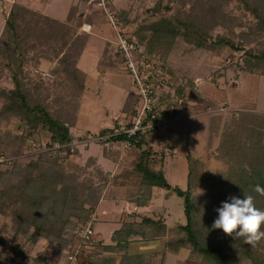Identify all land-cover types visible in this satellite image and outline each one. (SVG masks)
I'll return each mask as SVG.
<instances>
[{
  "label": "rangeland",
  "instance_id": "obj_1",
  "mask_svg": "<svg viewBox=\"0 0 264 264\" xmlns=\"http://www.w3.org/2000/svg\"><path fill=\"white\" fill-rule=\"evenodd\" d=\"M105 1L113 18L106 13L104 4H100L101 0H0V39L11 9L18 4L57 19L46 21L37 18L39 27H34L31 32L23 68L17 65L15 72L33 101L46 103L57 114L67 113L66 109H61L62 105L76 113L77 123L71 128L75 136V141L71 144L74 154L68 157L70 161L66 165L67 170L75 171L76 166L83 167L80 179L94 189L92 192L86 190L85 197L99 193V203L85 224L81 226L76 217L71 218L68 235L71 240L65 247L41 238L35 246L26 248L32 256L43 255L48 260L45 264H70V251L77 250L78 243H81L78 242L79 233L89 226L94 232L88 241L102 240L105 244H115L112 239L113 231L124 221L133 220L131 215L135 212L157 219L163 218L170 226L186 221L183 199L164 189L156 190L150 205L138 208L133 205L128 199L135 195L139 180L133 177L132 183L118 186L113 178L132 169L137 157L131 152L127 142L105 145L99 139L103 135V129H119L134 117L133 95L137 96V86L127 68L126 59L123 60L125 52L121 49V39L133 41L139 47L137 51H141L142 45L138 37L134 36L136 30L156 19L171 17L179 12L180 0ZM159 1L163 6L155 12L153 7ZM168 3L170 10L164 8ZM234 8V3L228 6V10ZM45 29L51 32L50 37H46L44 32L49 31ZM242 30L237 28L235 36L236 45L241 50L229 47L202 49L178 37L169 51H165L164 42V53H159L161 56L159 55L158 63L163 67L170 87L167 86L158 93L156 104L159 107L177 106L176 101L180 97L176 92L178 88L183 90L184 104L179 107L178 119L170 123L166 139L161 142L155 138H147V145L150 143L156 152V167L164 170L173 186L187 189L189 173L193 170L191 183L199 185L193 188V197L205 212L209 208L210 197H217L224 189L228 177L241 173L246 178L257 165L254 153L248 152L246 148L241 149L238 155L228 158L221 157L219 149L223 133L235 127L233 125H236L234 122L240 111L264 115V71L252 73L242 68L245 51L257 48L264 39L255 38L253 42H248L239 36ZM124 33L130 35L131 39L125 37ZM218 34L231 35V30L219 27L214 36ZM63 36L66 37L67 44L63 43ZM137 51L136 59L141 60ZM3 62L5 60L0 56V88L10 89L15 87L14 70L3 66ZM129 97L132 101L128 104ZM137 105L138 103L136 107ZM214 117H220V124L218 132L211 133ZM257 121L259 126L255 127L254 136L261 135V131L264 133V128L261 127L264 119ZM7 130L20 135L26 133V126L19 118L8 121L0 118V134L4 135ZM248 135L250 134L245 132L242 136ZM50 136L47 128L41 127L37 142L29 140L10 158L0 157L1 169H11L15 161L22 162L31 155L59 148L56 144L49 145ZM117 153V160L112 159L111 156H117ZM107 176L110 181L104 183ZM259 204L263 209L264 198H261ZM88 207L93 206L89 203ZM12 218L11 213L0 212V228L4 225L8 227L3 234L7 249H12L15 243L20 245L23 242L21 237L16 240L13 238L9 229ZM220 234L234 245L239 243V240H233L224 234L223 230ZM181 235L182 233L173 231L155 238L132 237L126 249L116 251H105L84 241L78 260L73 264H90L102 261L104 257L113 260L110 264H120L125 253L146 254L150 264H203L202 256L193 253L189 244L179 252L166 247L169 239ZM260 243L264 245V240ZM16 258L17 264L27 263L22 255Z\"/></svg>",
  "mask_w": 264,
  "mask_h": 264
},
{
  "label": "trees",
  "instance_id": "obj_2",
  "mask_svg": "<svg viewBox=\"0 0 264 264\" xmlns=\"http://www.w3.org/2000/svg\"><path fill=\"white\" fill-rule=\"evenodd\" d=\"M180 3L181 10L171 17L156 19L136 30L134 36L138 37L143 48L141 51H137L141 60L153 61L157 64L161 56L159 53H164L162 49L164 42L166 43L165 51H169L173 41L178 37H182L198 48L207 50L219 47L241 50L235 42L237 28L243 29L239 36L248 42H253L255 38L264 39V0H180ZM233 3L234 10H228V6ZM162 6V2L159 1L153 7L154 11L158 12ZM164 8L171 9L169 3ZM106 13L108 14V12ZM37 18L57 21L55 18L36 13L24 5H16L11 9L6 19L3 36L0 39V56L5 60L2 65L14 70L13 79L15 82L13 88H0V99L2 100L0 101V118L6 121L19 118L26 126V133L20 135L9 130L5 131L4 135L0 134V157L10 158L18 148H23L29 140L37 142L41 127L47 128L51 134L49 145L59 146L53 151L31 155L25 161H15L11 169L3 171L0 163V212L11 213L13 220L9 229L13 233V238L15 240L19 237L23 239L20 245L15 243L12 249H7L3 234L8 227L4 225L0 228V259L6 258L15 261L16 257L22 255L27 261L26 264L48 262L43 255L32 256L28 250L35 246L41 238L60 247H65L71 240L68 237L69 230H71L69 228L71 218L76 217L82 226L88 221L90 213L96 209L99 203V193L96 195L95 192L92 197L88 195L85 197L86 190L92 192L94 189L91 185H87L86 181L80 179L84 168L76 166L75 171L67 170L66 165L70 161L68 157L74 154L71 144L75 141V136L71 128L77 123L76 113H72L66 107L63 108L62 105L61 109H66L67 113L57 114L52 112L46 103L37 102L35 99L33 101L15 72V66L23 68L24 54L31 32L34 27H39ZM219 27L229 28L231 35L218 34L214 36L215 30ZM45 30L49 31V29ZM44 33L46 37L51 36L50 31ZM124 36L130 37L125 33ZM62 41L64 44L68 42L65 36ZM245 54L242 67L244 70L252 73L264 71V42L260 43L257 48L248 49ZM191 85H194L193 82ZM176 92L178 95L184 96L181 88H178ZM133 97H135L132 111L134 116L139 97L135 95ZM130 101H132L131 97L127 103ZM237 117L234 122L236 125H233L235 127L232 126L230 131L223 133L219 147L222 152L221 157L228 158L231 155H238L241 149L246 148L245 150H249L248 152L254 153L257 165L253 166V173H250L246 178L241 173H237L231 178L228 177L224 189L219 192L217 197H210L211 202L207 212L197 205L193 197V188L199 186L191 183L193 170L189 173L190 181L187 189L173 186L168 181L164 170L156 167V152L153 147L147 145V135L139 132L135 136L120 133L111 135L106 141H102L105 145L129 142L131 152L137 157L132 169L113 178L115 185L118 186L132 183L133 177L139 180L135 195L128 199L133 205L137 207L150 205L155 198L156 190L164 189L183 199L186 221L170 226L163 218L157 219L135 212L131 215L133 220L124 221L113 231L112 239L115 244H105L102 240L98 242L86 240L85 242L97 245L105 251H116L126 249L132 237L149 238L150 236L155 238L176 231L182 235L169 239L166 242V247L173 252H179L181 248L189 244L193 253L202 256L203 264H245V262L247 264H264V245L259 243L255 248H252L241 241L234 245L226 241L220 234L222 229H212V224L218 217L216 209L222 205V202L227 201L229 196L235 195L243 198V194H250L254 197L256 207L260 209L259 201L264 198L253 191L256 185L264 187V137L262 135L264 133L261 131V135L254 136L255 127L259 126L257 120L264 119V115L240 111ZM219 124L220 117H214L210 128L211 133L218 132ZM128 125H132V120ZM261 125L263 129L264 121ZM115 131L114 128H106L102 130V134ZM245 132L250 135L242 136ZM118 156L119 153L117 156L111 157L117 160ZM244 168H246L245 165ZM135 174L136 176H134ZM109 178L107 176L104 183L110 181ZM89 203L93 207L87 208ZM17 246H19L18 249ZM82 250L84 249L82 248ZM112 261V259L104 257L102 261L90 264H110ZM147 261L146 254L129 255L125 253L120 264H150Z\"/></svg>",
  "mask_w": 264,
  "mask_h": 264
},
{
  "label": "built area",
  "instance_id": "obj_3",
  "mask_svg": "<svg viewBox=\"0 0 264 264\" xmlns=\"http://www.w3.org/2000/svg\"><path fill=\"white\" fill-rule=\"evenodd\" d=\"M100 4H104V9L109 13L106 7V1L101 0ZM114 17V16H113ZM111 17V18H113ZM121 49L125 52V59L127 68L134 77L136 83V95L139 97L138 105L135 109L136 114L132 119V125L124 124L115 132L99 136V139L106 141L111 135L127 133L129 136H135L138 132L147 135L148 138H155L161 142L166 139L165 135L168 133V128L171 122L178 119L179 107L184 104V97L177 98V106H161L157 102L158 93L169 86L165 71L159 63L155 64L153 61H145L136 59V51L138 45L131 40L121 39ZM129 144V142H127ZM148 144V143H147ZM150 145V143H149ZM151 146V145H150ZM93 229L89 226L81 229L79 233V240L77 250L70 252L68 259L70 264L77 262L78 253L82 247V242L90 239L93 234Z\"/></svg>",
  "mask_w": 264,
  "mask_h": 264
},
{
  "label": "clouds",
  "instance_id": "obj_4",
  "mask_svg": "<svg viewBox=\"0 0 264 264\" xmlns=\"http://www.w3.org/2000/svg\"><path fill=\"white\" fill-rule=\"evenodd\" d=\"M253 191L264 196V187L260 185H256ZM216 211L218 217L214 220L212 229H222L233 240H239L252 248L264 240V209L256 207L252 195L243 194V198L229 196Z\"/></svg>",
  "mask_w": 264,
  "mask_h": 264
},
{
  "label": "crops",
  "instance_id": "obj_5",
  "mask_svg": "<svg viewBox=\"0 0 264 264\" xmlns=\"http://www.w3.org/2000/svg\"><path fill=\"white\" fill-rule=\"evenodd\" d=\"M137 208H138V207H137ZM0 261H1L0 264H17V262H16L17 260H15V261H10V260H7V259L4 260V258H1Z\"/></svg>",
  "mask_w": 264,
  "mask_h": 264
}]
</instances>
